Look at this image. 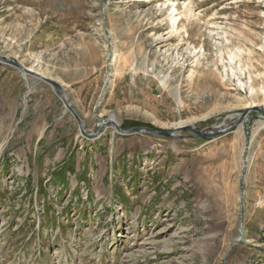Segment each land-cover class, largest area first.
I'll list each match as a JSON object with an SVG mask.
<instances>
[{
	"label": "rangeland",
	"instance_id": "obj_1",
	"mask_svg": "<svg viewBox=\"0 0 264 264\" xmlns=\"http://www.w3.org/2000/svg\"><path fill=\"white\" fill-rule=\"evenodd\" d=\"M0 55L86 134L215 133L264 107V0H0ZM0 264H264V119L88 140L0 64Z\"/></svg>",
	"mask_w": 264,
	"mask_h": 264
},
{
	"label": "water",
	"instance_id": "obj_2",
	"mask_svg": "<svg viewBox=\"0 0 264 264\" xmlns=\"http://www.w3.org/2000/svg\"><path fill=\"white\" fill-rule=\"evenodd\" d=\"M0 64L14 67V68L20 70L24 75L29 76V77L34 78V79H37V80L44 82L47 85H49L52 88L55 96L58 97L62 101L65 109L76 120L80 135L87 138L88 140L97 139L101 135L102 131L104 129H106L107 127H113L115 129V131L121 136H126V135H131V134H142V135H148L150 137L175 138L176 135L178 136L179 132H189V133H193L199 137L205 136V138L207 140H213L216 137H221V136H224L228 133H231V132L235 131L239 125L245 124L246 118H247L248 114L251 112L257 113L260 117H262L264 119V107L253 106V107H249V108L243 110L241 113H239L237 115V119L234 122H232L230 125L223 127L222 129H219L215 133H212V132L205 133V132H201V131H196L193 126H189V125L174 128L171 131H161L159 129H153V128H148V127H137L134 129L122 130L117 125V123L115 121H113L112 119H107V121L102 122L99 125L98 129L95 132L90 133V134H86L83 130V123H82L80 117L75 113V111L71 108L70 104L67 102V99L62 92V87L60 84H58L56 81H54L48 77H45L44 75H42L41 73H39L33 69L26 68L21 63L10 60L7 57L1 56V55H0ZM242 199H243V193L240 194V201L241 202H242Z\"/></svg>",
	"mask_w": 264,
	"mask_h": 264
},
{
	"label": "bare ground",
	"instance_id": "obj_3",
	"mask_svg": "<svg viewBox=\"0 0 264 264\" xmlns=\"http://www.w3.org/2000/svg\"><path fill=\"white\" fill-rule=\"evenodd\" d=\"M168 17H169V20H170V24H171V30H174V29H176V24L179 22V19H178V17H176V14H175V12H176V8H175V5L174 4H172L169 8H168ZM187 13H190V11H191V9L190 8H188L187 6H186V10H185ZM186 16L188 15V14H185ZM236 58V56H234V55H231V56H229V59L231 60V61H233L234 59ZM38 66V65H37ZM29 69H33V70H37V68H34V66H32V67H30ZM38 71V70H37ZM243 84V83H242ZM242 86V85H241ZM261 89V88H260ZM262 90V89H261ZM263 92V91H262ZM111 117V119L114 121V118H113V116H110ZM259 125V124H258ZM174 126H176L175 128H178V127H181V126H185L184 125V123H176V124H174ZM99 138V137H98ZM176 152H177V149H176Z\"/></svg>",
	"mask_w": 264,
	"mask_h": 264
}]
</instances>
